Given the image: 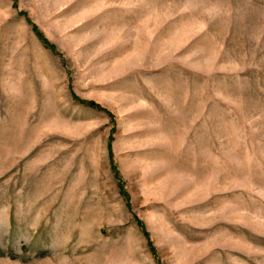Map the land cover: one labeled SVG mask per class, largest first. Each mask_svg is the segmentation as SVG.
<instances>
[{"label":"rangeland","instance_id":"rangeland-1","mask_svg":"<svg viewBox=\"0 0 264 264\" xmlns=\"http://www.w3.org/2000/svg\"><path fill=\"white\" fill-rule=\"evenodd\" d=\"M0 264H264V0H0Z\"/></svg>","mask_w":264,"mask_h":264}]
</instances>
